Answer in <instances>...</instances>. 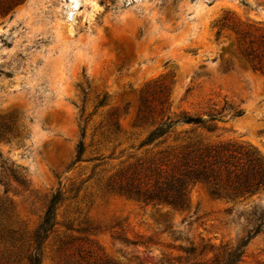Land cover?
Returning <instances> with one entry per match:
<instances>
[{
	"label": "rangeland",
	"instance_id": "obj_1",
	"mask_svg": "<svg viewBox=\"0 0 264 264\" xmlns=\"http://www.w3.org/2000/svg\"><path fill=\"white\" fill-rule=\"evenodd\" d=\"M223 107L212 132L183 121ZM11 120L21 131L0 139V165L29 181L7 170L9 192L0 183V264H27L57 192L41 264H198L236 247L238 264H264V188L198 184L181 209L124 190L189 142L264 157V0H0V121Z\"/></svg>",
	"mask_w": 264,
	"mask_h": 264
},
{
	"label": "trees",
	"instance_id": "obj_2",
	"mask_svg": "<svg viewBox=\"0 0 264 264\" xmlns=\"http://www.w3.org/2000/svg\"><path fill=\"white\" fill-rule=\"evenodd\" d=\"M105 97L99 101V105L105 103ZM233 117L241 116L243 111L238 107L230 106ZM225 110L212 112L203 117L201 114H189L183 117L185 123L201 127L209 132L215 130L212 123L218 119ZM172 122L168 119L156 125L148 133L142 145L153 142L154 140L168 133ZM24 126L22 130H24ZM21 129L14 120L0 121V139L9 140L10 135H19ZM83 142H80L78 154L83 151ZM172 156V161L166 158ZM167 161H166V160ZM161 168L156 177L151 181L128 183L124 189L126 193L135 197L146 204H167L175 209L188 206L190 189L198 184L205 185L214 194L239 196L256 193L264 188V157L255 149L237 146L232 143L222 144H201L189 142L178 150L169 152L161 159ZM163 166V167H162ZM0 183L4 185L5 192H9L7 185L8 174L10 172L13 181L19 186L26 187L28 176L22 168L6 169L0 165ZM61 193H54L46 206L44 215L38 227L33 233V251L28 255L27 264H41L42 247L56 225L57 205L61 201ZM264 225V215L258 219L255 233L261 230ZM252 235L249 236V239ZM196 248H191L194 252ZM241 257L240 248H227L224 253L217 256L211 262H199L198 264H238ZM160 264H172L168 261Z\"/></svg>",
	"mask_w": 264,
	"mask_h": 264
}]
</instances>
